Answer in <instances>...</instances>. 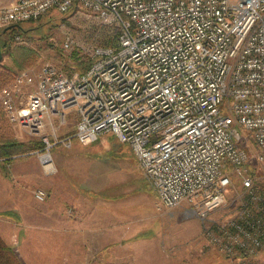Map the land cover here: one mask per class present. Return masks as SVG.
<instances>
[{"label": "built area", "instance_id": "2783aa9c", "mask_svg": "<svg viewBox=\"0 0 264 264\" xmlns=\"http://www.w3.org/2000/svg\"><path fill=\"white\" fill-rule=\"evenodd\" d=\"M54 9L88 10L118 38L85 50L86 71L42 64L0 90L8 122L40 136L44 172L56 171L54 146L112 133L133 149L163 207L210 220V244L223 253L254 255L264 240V193L247 173L245 142L264 163V0H11L0 3V27ZM70 111L75 130L60 135ZM238 176L236 209L211 219Z\"/></svg>", "mask_w": 264, "mask_h": 264}, {"label": "rangeland", "instance_id": "374dc122", "mask_svg": "<svg viewBox=\"0 0 264 264\" xmlns=\"http://www.w3.org/2000/svg\"><path fill=\"white\" fill-rule=\"evenodd\" d=\"M21 24L28 31L19 35L0 27V45L5 49L1 66L7 65L0 71L2 75L6 73V77L9 75L2 88L12 83L18 71L36 70L42 64H52L68 74L80 72L84 64H76L72 54L78 52L88 59L85 50L98 44L94 36L100 30L110 31L92 12L84 9L68 13L54 9L39 19ZM67 37L73 40L71 48L64 45ZM0 109L3 112L0 129L5 135L29 145L41 141L39 135L10 124L1 103ZM46 121L50 128L49 119ZM64 132L65 129H59L60 135ZM245 143L250 154L247 173L264 193V163L257 161L252 140ZM40 149L15 155L34 156L28 161L35 179L30 183L28 195L31 219L37 221L38 210L46 208L45 219L58 220L54 235L52 228L46 231L47 242L40 244L31 240L26 247L31 264H264V240L250 257L231 256L223 253L219 246L210 244V220L204 223L183 208L163 207L156 187L138 163L133 149L114 134L101 135L88 145L73 140L68 148L62 144L54 146L50 155L56 171L52 174L43 173L39 159L43 151ZM34 187H37L35 191L46 192L44 201L35 199ZM242 189L241 176L235 177L228 188L226 204L215 210L210 218L224 219L231 215L238 204L237 193ZM23 201H27L25 195ZM55 216L56 219H52ZM99 225L109 232L102 242L98 241L102 237L98 232L103 230ZM30 230L31 238L42 234L35 224H31ZM16 248L14 251H18ZM18 249L21 250L20 245Z\"/></svg>", "mask_w": 264, "mask_h": 264}, {"label": "crops", "instance_id": "0c3cea01", "mask_svg": "<svg viewBox=\"0 0 264 264\" xmlns=\"http://www.w3.org/2000/svg\"><path fill=\"white\" fill-rule=\"evenodd\" d=\"M9 1L11 0H0V3H7ZM2 115L3 112L1 113V116ZM69 116L70 117L68 123L63 128L65 129L66 132V133L64 132L65 134L72 133L76 127V122H77L76 113L74 111H70ZM47 130L51 131V127L48 128L47 126L46 131ZM31 157L32 156H27V158H24L22 156L21 157L13 156L10 159L0 158V236L11 247L13 248H15V246L17 247L16 250L18 251L15 252L25 264H31L29 261L30 259L29 251L28 248H26L30 243V241L35 240L40 244H44V242H47L48 239L46 237L48 236H45L46 231L48 230L51 231L52 228L51 233L53 232L54 235V232H56L55 227L57 226V221H58L56 219V216L53 217L52 219H56L57 221L45 219V216L47 214L46 212H48L46 208H40L38 210L39 214H38V218L36 219L37 221H34L35 219H31L30 217V211H32V209L30 207L31 204H29L28 195H29L30 183H32V181L35 180L31 176L30 164L28 163ZM32 158H34V156ZM36 162L39 163L38 160H36ZM40 165H42L41 162ZM43 173L46 174L44 172V169H43ZM36 188L34 187L32 192L35 191ZM24 195L27 199V201L25 202L23 201ZM35 199L37 198L35 197ZM44 200H39V201H44ZM38 206L40 207V205ZM31 224L37 225L40 228L39 232H41L42 234H38V237L36 238H31L32 236L30 235ZM99 226L103 230H101L98 233L103 238L99 237L98 241L102 242L104 239H107L109 232L108 230H104L103 225H99ZM72 235L78 236V233L77 234L72 233ZM74 236H72L73 237L72 239H74ZM55 240L57 239L55 238ZM85 242L88 243L89 241H85ZM18 245L21 246V250L18 249ZM40 250L41 249H39V251ZM76 256L78 257V255Z\"/></svg>", "mask_w": 264, "mask_h": 264}, {"label": "trees", "instance_id": "16d2710c", "mask_svg": "<svg viewBox=\"0 0 264 264\" xmlns=\"http://www.w3.org/2000/svg\"><path fill=\"white\" fill-rule=\"evenodd\" d=\"M7 28V27H6ZM96 30H98L96 28ZM13 31L14 34L19 35L23 34L24 32H27L28 30L23 29V26L21 23L11 25L7 28V32ZM98 33L97 36H94L93 40H98V43H102V45H112L116 42L118 38V32L115 31H107L104 30ZM0 48L4 54L5 49L0 45ZM88 59H84L81 55L78 54V52H75L72 54L73 60H75L76 64H84V67L81 71H86L90 65L92 64V58L90 56H87ZM2 66L6 67L7 65L2 64ZM1 63H0V69H1ZM21 70V69H20ZM19 73V71H18ZM6 73L2 75V72L0 71V90L2 89V84H5V80L9 77V75L6 77ZM6 77V78H5ZM1 109H0V116H1ZM1 125V122H0ZM1 128V126H0ZM43 147L42 141H35L29 145L25 144L23 141H19L13 137H9L5 135L4 132L0 129V158H12L15 155H23L30 151L40 149ZM0 264H23L18 257L17 253L14 251V249L7 245V243L0 237Z\"/></svg>", "mask_w": 264, "mask_h": 264}, {"label": "water", "instance_id": "95a60500", "mask_svg": "<svg viewBox=\"0 0 264 264\" xmlns=\"http://www.w3.org/2000/svg\"><path fill=\"white\" fill-rule=\"evenodd\" d=\"M8 27H10V26H8ZM7 27V28H8ZM3 61V52H2V50H1V48H0V63Z\"/></svg>", "mask_w": 264, "mask_h": 264}, {"label": "bare ground", "instance_id": "6f19581e", "mask_svg": "<svg viewBox=\"0 0 264 264\" xmlns=\"http://www.w3.org/2000/svg\"><path fill=\"white\" fill-rule=\"evenodd\" d=\"M48 156V155H47Z\"/></svg>", "mask_w": 264, "mask_h": 264}]
</instances>
